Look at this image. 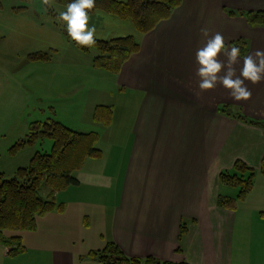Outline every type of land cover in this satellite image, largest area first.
Segmentation results:
<instances>
[{
    "label": "crops",
    "instance_id": "1",
    "mask_svg": "<svg viewBox=\"0 0 264 264\" xmlns=\"http://www.w3.org/2000/svg\"><path fill=\"white\" fill-rule=\"evenodd\" d=\"M228 10H264V0H181L168 19L140 34L136 38L139 50L111 78L121 98L130 96L129 110L115 114L113 105L107 127L91 120L93 109L107 102L94 103L86 121L66 113L75 124L70 127L60 120L64 113L60 115L57 101L49 106L45 98L40 99L38 109L46 119L79 132L98 133L101 150L100 157L87 158L78 170V185L55 193L57 201L65 205L63 211L49 212L38 218L34 230L26 231L37 251L47 252L49 264H70L71 245L77 241L82 245L78 254L86 241L92 244L86 254L114 241L126 255L136 258L151 256L187 264H264V207L255 201L247 204V196L236 209L217 204L220 194L235 197L233 187L221 184L219 175L231 170L238 159L257 170L258 181L264 184L259 171L264 131L236 117L240 113L264 121V81L255 85L245 81L252 96L235 101L220 84L201 91L196 76L195 53L207 39L202 28L209 30V37L222 33L229 47L242 39L244 55L264 50V26H251L244 16L229 15ZM244 55L235 65L237 75ZM220 59L226 57L221 54ZM95 73L101 86L108 73ZM18 84L0 67V145L6 152L26 136L30 122L38 121L25 117L26 97L32 91L19 90ZM79 85L80 90H73L71 83L73 94L67 105L71 109L84 89L82 80ZM12 88L16 92L13 98ZM84 99L80 102H86ZM223 105L229 106L230 115L220 111ZM120 115L124 119L118 123ZM19 152L9 155L15 158ZM18 164L15 170L21 166ZM256 191L264 197V185L254 182L249 193ZM96 223L101 227L94 228ZM182 223L187 231L179 241ZM21 239L23 243L24 237ZM22 255L25 253L10 257L0 244V264H21Z\"/></svg>",
    "mask_w": 264,
    "mask_h": 264
},
{
    "label": "trees",
    "instance_id": "2",
    "mask_svg": "<svg viewBox=\"0 0 264 264\" xmlns=\"http://www.w3.org/2000/svg\"><path fill=\"white\" fill-rule=\"evenodd\" d=\"M70 2L71 0H50V3L66 9ZM180 3L181 0H95V7L89 13L102 11L129 19L136 29L144 34L151 31L160 21L168 19ZM46 7L51 13L50 6ZM227 13L244 16L251 26H264V10L246 12L228 10ZM95 39L97 42L91 48L79 46L71 41L81 51L96 50L92 67L112 74H118L122 65L140 47L133 35L113 37L108 40L96 37ZM231 44L240 48L241 55L245 54L246 43L242 39L234 40ZM53 51L54 49L32 52L28 57L33 61L47 62L51 59ZM220 111L227 115L231 114L229 106L226 105L220 107ZM112 113V106L97 105L93 110L92 119L102 126H108L112 121ZM236 117L264 131V121L248 118L240 113ZM47 139L52 141L51 150L36 151L26 166H20L15 170L13 177H6L0 170V244L7 248V255L10 257L18 256L26 249L21 236L7 235L5 232L32 231L36 228L38 218L52 211H63L65 205L57 201L55 193L69 186L78 185L79 180L73 173L82 167L87 158L101 156V150L97 146L98 133L79 132L51 118L30 122L26 136L9 148V154L15 155L24 146L33 145L38 141L44 142ZM256 171L238 159L231 170L220 172V183L237 188L238 193L235 197L220 194L217 199L218 206L236 209L238 203L252 190ZM259 171L264 175V154ZM44 185L48 189L47 197L40 195V189ZM186 231L187 226L182 223L179 241ZM87 255L99 264H187L160 260L151 256L130 257L114 241H108L103 248L91 250Z\"/></svg>",
    "mask_w": 264,
    "mask_h": 264
},
{
    "label": "rangeland",
    "instance_id": "3",
    "mask_svg": "<svg viewBox=\"0 0 264 264\" xmlns=\"http://www.w3.org/2000/svg\"><path fill=\"white\" fill-rule=\"evenodd\" d=\"M50 9L52 10L51 13L42 4V0H0V67L9 71L12 83L15 82L16 84V81H19L17 86L19 90L28 89L32 91L26 97L25 117H29L30 120L44 121L46 119V115L38 109V107H41L40 99L42 97L46 99L49 106L57 101L60 115L64 113L61 116L63 118H60V120L66 122L70 127L75 124L70 121L72 118L67 116L66 113H71L74 120L86 121L89 118L88 114L90 115L93 109L92 105L98 102H107L106 105L112 107L115 105V114L117 112L124 114L126 110H129L130 96L126 99L121 98V91L115 83H112L111 78L114 77L112 73L104 71L108 73L105 75L107 77L102 82L103 84L99 85V78L95 72L103 71L92 67V59L97 51L91 49L89 52H84L76 48L68 36L64 22L57 20L58 14L66 11V8L50 3ZM89 16V26L94 25L96 27V38L108 40L113 37L133 35L139 39V35L142 34L129 19H123L102 11L89 13ZM50 49H54L51 53L50 62L41 63L42 61H33L28 57L29 53L49 51ZM80 80L83 81L84 89L76 95L77 103L75 102L74 108L71 109V107H67L71 103V94H73V91H70L71 83L74 85L73 90H80ZM15 93L14 88H12L11 98ZM88 96H91V101L87 100ZM82 98H86L84 99L86 102L81 103L80 99ZM45 111L48 112V109H45ZM123 119V116L120 115L117 118L118 123H121ZM115 121L114 118L112 123ZM90 124L92 123L90 122ZM51 146V140L38 141L33 145L24 146L19 150L20 152L17 151L19 152L18 155L12 158L9 155V149L6 152L5 146L0 145V153H2L0 170L4 171L6 177L11 178L14 176L13 171L17 163L22 166L28 163L30 157L36 151L49 152ZM77 172L75 171L73 175L79 176ZM259 176V174H256L254 178L255 186L264 185L263 182L258 181ZM233 189L235 190L234 196H236L238 189L234 187ZM47 194L48 189L44 185L40 189V195L47 197ZM245 200L247 204L255 201V204L264 207V197L260 198L257 191L253 194L249 193ZM261 209L264 210V208ZM93 225L96 229L100 226L97 223ZM5 234H16L24 237L23 245L26 251L24 252L25 255H22L19 259L22 261L21 264L50 263L48 258L46 259L47 252L37 251V245L26 231H7ZM91 245L86 241L84 251L79 252V254L78 251L82 245L78 241L75 246L71 245L73 254L69 255L73 256V260L70 264H99L86 254ZM82 254L85 255L78 256ZM64 258L66 259V255H64Z\"/></svg>",
    "mask_w": 264,
    "mask_h": 264
},
{
    "label": "clouds",
    "instance_id": "4",
    "mask_svg": "<svg viewBox=\"0 0 264 264\" xmlns=\"http://www.w3.org/2000/svg\"><path fill=\"white\" fill-rule=\"evenodd\" d=\"M42 4L50 6V0H42ZM95 7V0H71L66 11L58 14L57 20L64 22L66 31L72 41L79 46L93 47L96 44V27L89 26V12ZM201 34L206 37V43L195 53L197 64L196 76L201 91L212 90L218 84L230 90L229 95L235 101H247L252 92L245 81L253 85L264 81V50L242 57L243 65L237 75L236 67L241 59V50L232 45L227 46L220 32L209 37V30L202 28ZM223 54L226 60H221ZM115 59V57H114Z\"/></svg>",
    "mask_w": 264,
    "mask_h": 264
}]
</instances>
